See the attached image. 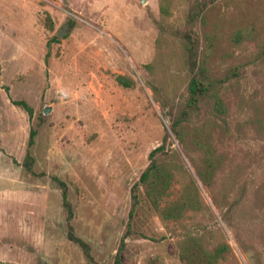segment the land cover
<instances>
[{
	"label": "rangeland",
	"instance_id": "1",
	"mask_svg": "<svg viewBox=\"0 0 264 264\" xmlns=\"http://www.w3.org/2000/svg\"><path fill=\"white\" fill-rule=\"evenodd\" d=\"M197 1L0 0V262L113 264L125 237L121 264H183L176 233L137 185L166 134L182 179L194 178L208 208L183 225L199 229L209 248L228 244L217 264H264V67L254 63L255 42L229 41L238 28L264 37V0H215L190 19ZM205 34L214 38L211 72L239 70L223 83L226 114L212 118L219 166L209 186L195 176L199 157L168 130L185 95V36L201 52ZM117 76L131 86L118 85ZM13 100L25 101L32 116ZM209 118L202 107L188 128ZM52 176L67 185L70 224L93 262L66 237Z\"/></svg>",
	"mask_w": 264,
	"mask_h": 264
},
{
	"label": "trees",
	"instance_id": "2",
	"mask_svg": "<svg viewBox=\"0 0 264 264\" xmlns=\"http://www.w3.org/2000/svg\"><path fill=\"white\" fill-rule=\"evenodd\" d=\"M215 0H203L197 3V10L191 12L190 19L202 16L208 6ZM160 10L164 8L161 5ZM185 36L183 43L186 53V71L187 80L185 84V95L181 105L170 113L171 122L169 124V133L183 145L184 150L191 156L197 155L200 159L195 168V176L204 185H211L219 161L215 157V147L212 143V130L214 121L212 118H219L226 114V104L222 96L223 83L239 76L237 66L230 68V75L222 76L211 72L210 57L215 49L214 38L211 34L203 36V48L201 52L193 46V40ZM229 41L232 43H242L244 41H253L256 45L254 63H259L264 67V37L259 38L257 30L253 27L248 29L238 28L230 36ZM229 80V82H230ZM115 82L129 88L132 81L123 76H117ZM13 103L25 111L30 117L32 109L25 101L13 100ZM202 107H205L210 118L198 126H190V118L193 114H198ZM36 131L30 129L28 133L27 150L23 160V167L27 172H31V166L34 164V158L31 154V148L35 144ZM162 139V143L149 152V163L140 172L137 185L143 189L149 208L163 223L167 231L176 233L178 237V259L183 264H217L224 254L228 251L229 246L226 242L220 241L212 248H209L204 237L193 228L183 225L182 221L194 216L202 211L208 210L204 204L197 184L194 178L187 176V180L182 179L181 171L184 166L174 160L178 153L167 148L169 136ZM59 188L61 189L62 208L65 210V225L67 239L76 244L82 251L86 261L93 262L91 247L81 238L77 237L73 226L70 224L74 216V208L69 200L67 185L55 176H52ZM176 188V190H175ZM175 190V191H174ZM131 212L136 204V194H132ZM182 228L177 232L175 226ZM173 227V228H171ZM171 228V229H170ZM125 244V237H122L120 248L114 257L113 264L120 263V255ZM0 264H13L9 262H0Z\"/></svg>",
	"mask_w": 264,
	"mask_h": 264
},
{
	"label": "water",
	"instance_id": "3",
	"mask_svg": "<svg viewBox=\"0 0 264 264\" xmlns=\"http://www.w3.org/2000/svg\"><path fill=\"white\" fill-rule=\"evenodd\" d=\"M143 1H144V0H141V2H143ZM65 32H66V31H62V30H61V31H59L56 35H57V36H62V34H64ZM48 111H49V109L46 108V107H45L44 110H43L44 113H46V112H48Z\"/></svg>",
	"mask_w": 264,
	"mask_h": 264
}]
</instances>
